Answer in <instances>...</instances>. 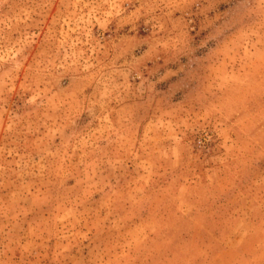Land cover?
<instances>
[{
  "label": "rangeland",
  "instance_id": "374dc122",
  "mask_svg": "<svg viewBox=\"0 0 264 264\" xmlns=\"http://www.w3.org/2000/svg\"><path fill=\"white\" fill-rule=\"evenodd\" d=\"M0 264H264V0H0Z\"/></svg>",
  "mask_w": 264,
  "mask_h": 264
}]
</instances>
